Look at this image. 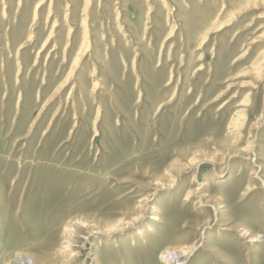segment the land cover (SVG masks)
Segmentation results:
<instances>
[{
  "label": "rangeland",
  "instance_id": "rangeland-1",
  "mask_svg": "<svg viewBox=\"0 0 264 264\" xmlns=\"http://www.w3.org/2000/svg\"><path fill=\"white\" fill-rule=\"evenodd\" d=\"M209 1L0 0V264L72 222L69 264H166L183 229L188 264H264V0ZM145 203L162 220L134 227Z\"/></svg>",
  "mask_w": 264,
  "mask_h": 264
},
{
  "label": "bare ground",
  "instance_id": "bare-ground-1",
  "mask_svg": "<svg viewBox=\"0 0 264 264\" xmlns=\"http://www.w3.org/2000/svg\"><path fill=\"white\" fill-rule=\"evenodd\" d=\"M43 1V0H42ZM211 1V0H210ZM209 1V2H210ZM208 2V3H209ZM213 4V3H212ZM211 4V5H212ZM220 7V6H219ZM215 9V8H214ZM221 9V8H220ZM220 9H216V10H220ZM223 9V8H222ZM210 11V10H209ZM225 12V11H224ZM213 13V12H212ZM194 14V13H193ZM209 14V13H208ZM225 14V16H228L226 15V13H223V15ZM211 15V18H212V14ZM190 16V15H189ZM195 16V15H194ZM209 16V15H208ZM8 18V17H7ZM206 18H209V17H206ZM221 18V17H220ZM213 19H216L213 18ZM191 21V20H190ZM209 21V20H208ZM221 21V20H220ZM263 24V23H262ZM262 29H264V24L260 26ZM13 32V31H11ZM10 32V33H11ZM22 32V31H21ZM251 74L256 78V79H260L262 80L264 78V56L261 57V59L259 60V63L258 65L251 71ZM259 80V81H260ZM261 82V81H260ZM263 104V103H262ZM248 112V110H242V112L240 113V115H246ZM261 114L264 116V106H263V110L261 112ZM241 115V116H242ZM260 117V116H259ZM262 117V116H261ZM241 118V117H240ZM264 119V118H262ZM243 120L240 119L239 121H237L238 125L241 124ZM263 122V121H262ZM244 123V122H243ZM242 123V124H243ZM241 124V126H242ZM263 124V123H261ZM236 132V131H235ZM241 136V135H240ZM254 138V136H253ZM230 141V140H229ZM254 141V140H253ZM231 147L232 144H230ZM226 147V146H225ZM228 147V146H227ZM252 147L250 146H247V147H244L242 148L241 150H231L228 155L230 157H233L234 155H236L237 153L240 154V153H247L249 152V150H251ZM234 149V148H233ZM227 150V149H226ZM230 150V148H229ZM253 151V150H252ZM251 151V152H252ZM228 152V151H227ZM245 155V154H244ZM228 158V157H227ZM248 158V157H247ZM256 156H255V153H252L250 155V159H255ZM258 159V158H257ZM252 161V160H251ZM198 160H196L194 162L197 163ZM223 164V163H222ZM225 164V163H224ZM199 165L196 164L193 166V169H195V173L193 174L192 178L194 180L197 179V169H198ZM185 169V167L183 168H179L178 170L180 172H182L183 170ZM219 170V173L220 174H223V166L220 167ZM260 179V178H259ZM262 181V180H261ZM168 184V183H167ZM202 185H204V183H202ZM162 186V185H161ZM262 186L264 187V181H262ZM252 187H255L254 185L253 186H247L246 189H249L245 195H248L250 192H252ZM251 188V189H250ZM191 195L190 193L187 195L189 196ZM225 202V201H224ZM199 204H201L202 206H210L212 205L214 207V210H216V212H220V214H222L221 218H223V214L224 212H226L227 210L225 209L226 205H222L223 204V201H222V198H216V197H212V196H208V195H201L199 196ZM215 204V205H213ZM201 206V207H202ZM142 210L140 209V211L137 213L136 215V219H132V222H134V227H137V226H140L142 222H147V225H149L148 223H153V220H162V217H163V211L161 210L160 207H156L154 205H147L146 203L142 206ZM225 209V210H224ZM139 210V209H138ZM219 215V213H218ZM143 217V218H142ZM220 217V215H219ZM218 218V217H217ZM230 218V217H229ZM228 218V219H229ZM227 219V218H226ZM231 219V218H230ZM229 219V220H230ZM78 221V220H77ZM80 221V220H79ZM226 221V220H225ZM122 221H113V222H105L103 224L105 230H107V233L113 235L114 233L118 232V231H123L125 230L126 228H129L130 225L126 224L125 226H122L121 223ZM227 222V221H226ZM231 221H229L230 223ZM85 223L86 225L89 226V222L85 221L83 222ZM228 223V222H227ZM228 223V224H229ZM233 223V222H232ZM231 223V224H232ZM80 224V223H79ZM154 224V223H153ZM227 224V225H228ZM234 224V223H233ZM230 225V224H229ZM235 225V224H234ZM84 226V225H83ZM236 226V225H235ZM87 227V226H85ZM84 227V228H85ZM143 227V226H142ZM229 227V226H228ZM78 224L75 222H72L71 224H68L64 227L63 231H62V237L60 238V240H58V251H55V253L53 251H50L52 253H54L52 256H54V258H52V256H47V257H44V256H40L38 258H35V257H32V256H28L27 258L26 257H21L20 261H17V262H13L11 264H49V262L52 260V261H55V264H69V263H72V261H75L77 260V258L81 255L82 253V250L81 249H77L78 246H80V243H79V239L77 238L78 235L77 233L80 232V231H77L78 229ZM123 228V230H121ZM147 229V227H145ZM81 229V228H80ZM231 229V228H230ZM88 230V229H87ZM179 230V229H178ZM188 230V229H187ZM243 232H245V236L247 235V239L248 241H256L257 238H259V235L258 233H255V232H252V231H249L248 229L246 228H242ZM233 231V230H232ZM249 234V235H248ZM78 235V236H77ZM88 235V234H87ZM89 235H92V233H90ZM94 235V234H93ZM110 235V236H111ZM141 235V234H140ZM158 235V234H156ZM191 233L189 231H185L183 229L182 232H179V233H176L175 236L176 238L174 239L175 241L172 243L171 246H169L168 248H166V250L163 252V255H162V258L164 260V262L166 264H188V260H189V256L190 254H192V252L195 250V248L197 247V241L194 239L191 238ZM141 236L144 237V240L146 239L145 237V234H142ZM244 236V237H245ZM250 236V237H249ZM83 240V239H82ZM217 240V239H216ZM87 243V242H86ZM216 241L214 239H211L210 240V244H215ZM216 245V244H215ZM199 246V245H198ZM214 246V245H213ZM211 246V247H213ZM83 247V246H82ZM210 247V248H211ZM79 248V247H78ZM214 249V248H213ZM86 250V248H85ZM208 250V249H207ZM91 251V250H90ZM89 253V252H88ZM91 254V253H90ZM88 255V254H86ZM46 256V255H45ZM90 256V255H89ZM89 258V257H88ZM96 260V259H95ZM93 263V262H92ZM51 264V263H50Z\"/></svg>",
  "mask_w": 264,
  "mask_h": 264
}]
</instances>
